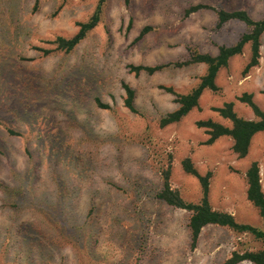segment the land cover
I'll use <instances>...</instances> for the list:
<instances>
[{"label":"rangeland","instance_id":"1","mask_svg":"<svg viewBox=\"0 0 264 264\" xmlns=\"http://www.w3.org/2000/svg\"><path fill=\"white\" fill-rule=\"evenodd\" d=\"M98 2L41 0L35 9V0H0V264H220L235 250L260 248L252 234L218 225L204 227L192 248L189 212L157 193L172 158V186L200 200L199 180L182 166L191 157L200 173L212 172L214 208L264 228L245 174L258 161L264 189V133L239 158L231 137L205 144L196 124L212 118L231 125L214 110L230 101L254 119L238 100L245 92L264 109V35L259 66L243 73L248 44L221 69L220 90H205L199 109L166 127L160 118L178 104L161 86L188 92L207 66L138 74L130 65L184 60L190 48L216 54L247 25L231 20L217 28L213 9L186 10L206 3L260 19L264 0H106L86 38L71 52L56 50L51 41L73 36ZM147 25L155 29L140 37ZM123 82L136 92L138 113L124 104Z\"/></svg>","mask_w":264,"mask_h":264},{"label":"trees","instance_id":"2","mask_svg":"<svg viewBox=\"0 0 264 264\" xmlns=\"http://www.w3.org/2000/svg\"><path fill=\"white\" fill-rule=\"evenodd\" d=\"M41 0H35L34 8L38 9ZM129 0H127L128 2ZM106 0H99L97 7L91 17L79 22L78 31L71 37L57 36L51 42L56 45V50L71 52L73 51L100 22L102 11ZM213 9L217 16V28H222L231 20H239L247 25L248 30L244 32L238 41L231 45H219L218 52L211 54L200 52L198 49H191L189 56L180 61L161 63L156 65H130L131 70L136 73L145 72L155 74L171 67H185L197 63L207 66L206 72L200 76L199 82L191 90L185 93L177 92L173 86L162 85L161 88L175 95V101L178 104L176 109L169 111L160 118L161 127H166L173 123L180 122L188 116L193 110L200 108L201 97L204 91L209 89L219 91L220 86L217 83L218 75L223 68L229 66L231 58L243 54L246 46L249 44L251 49L250 60L246 64L243 73L246 75L256 66H259L262 56V37L264 35V17L254 19L246 9L227 10L224 8H215L206 3H199L186 10V15L198 12L200 10ZM154 26H145L140 37L153 31ZM46 52H49L46 50ZM125 89V106L132 112L138 113L135 105L136 92L130 84L123 82ZM238 100L246 103L254 112V119H246L235 110V102H225L223 106L215 107L214 110L220 116L227 119L231 125H226L212 118L197 121L199 128H204L208 135L205 144H213L219 138L228 136L233 140V151L239 158H245L249 155L251 144L255 135L264 133V109L259 106L252 93L245 92ZM101 108H110L109 104L103 103L97 99ZM12 133H15L11 130ZM171 158L162 170L163 184L157 197L176 208L185 209L189 212L188 228L191 237V246L195 248L199 236L204 227L208 225H218L229 228L237 233H249L254 239L261 242V247L245 251L235 250L225 261L220 264H239L243 261H250L252 264H264V228L257 225L239 222L231 212L218 210L210 202V180L212 172L202 174L194 165L191 157H185L182 160L184 170L195 176L200 184L202 196L197 202L186 200L178 188L171 184L172 162ZM246 179L248 183L247 198L258 209L261 217L264 219V189L261 178V168L258 161H253L246 170ZM0 186L3 183L0 181Z\"/></svg>","mask_w":264,"mask_h":264}]
</instances>
